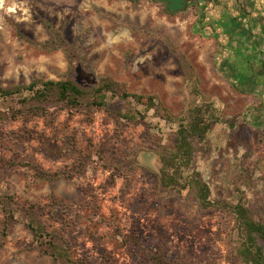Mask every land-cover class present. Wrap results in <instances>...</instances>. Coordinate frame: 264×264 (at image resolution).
Segmentation results:
<instances>
[{"label":"rangeland","instance_id":"rangeland-1","mask_svg":"<svg viewBox=\"0 0 264 264\" xmlns=\"http://www.w3.org/2000/svg\"><path fill=\"white\" fill-rule=\"evenodd\" d=\"M245 4L191 0L186 9L169 11L156 0H0V81L27 84L67 72L65 52L43 46L51 40L49 22L79 45L74 75L81 83L112 76L130 92L157 93L181 118L202 100L184 80L168 39L187 57L213 105V125L195 169L212 199L243 202L259 217L264 76L241 80L246 64L233 65L231 48L237 23H255V17L239 15ZM14 101L0 98V111ZM176 127L177 119L167 121L157 108L146 112L145 123L103 109L55 108L0 119V194L13 195L20 205H41V219L81 264H155L157 254L178 264H241L226 208L205 211L191 191L159 184L156 151L172 147ZM39 171L54 178L37 180ZM5 219L0 208V264H55L34 246L21 216L3 239Z\"/></svg>","mask_w":264,"mask_h":264},{"label":"trees","instance_id":"trees-1","mask_svg":"<svg viewBox=\"0 0 264 264\" xmlns=\"http://www.w3.org/2000/svg\"><path fill=\"white\" fill-rule=\"evenodd\" d=\"M127 1L137 3L139 0ZM45 25L51 33V40L43 46L49 51L63 50L67 57L68 70L56 80L35 78L27 84L8 85H3L0 81V98L15 100V106L9 107L6 112L0 111V119L5 120L7 117L27 119L31 116L47 115L55 108H66L70 112L103 109L110 110L117 119L145 123L147 111L160 109L167 121L177 119L172 147L156 151L160 162L158 171L160 186L178 193L184 190L191 191L196 202L205 211L226 208V212L234 220L237 234L234 257L241 264H264V202L259 217H255L252 208L243 202L238 201L232 205L220 203L212 199L209 184L194 167L197 154L207 145V133L213 125V120L209 117L213 105L206 101L201 93L193 66L177 46L164 39L180 63L184 80L191 84L193 94L202 100V103L192 105L187 116L181 118L164 105L157 93L130 92L126 82L112 76L98 77L89 85L81 83L74 75L76 64L82 56L79 45L69 42L61 30L49 22H45ZM245 66L248 74L264 75V68L256 70L253 64ZM53 178L54 176L43 171H39L37 176V180ZM0 208L6 218L1 230L3 239L14 223L19 221L17 216H21L25 220L23 224L32 234L34 246L48 254L55 264H81L74 257L70 244L67 241L61 243L58 240V233L50 231L41 219L43 213L41 205L34 203L20 205L13 195L0 194ZM154 260L155 264H178L158 254L154 256Z\"/></svg>","mask_w":264,"mask_h":264},{"label":"crops","instance_id":"crops-1","mask_svg":"<svg viewBox=\"0 0 264 264\" xmlns=\"http://www.w3.org/2000/svg\"><path fill=\"white\" fill-rule=\"evenodd\" d=\"M245 3L246 4L243 5L239 15H241L242 19L244 20H246V18L244 17L245 15H248L249 17H255V23H251L249 26H246L244 23H237V26H235V31L232 35V44L234 42V46L231 47L234 51L233 58H235L232 60L234 61L233 65L253 64L256 70L263 69L264 0H245ZM236 12L237 11H235V13ZM248 33H250V35ZM235 42H238V44ZM244 72V76L239 75V78L241 80H244L248 75L250 77H254L257 75L254 73L248 74V71L246 69Z\"/></svg>","mask_w":264,"mask_h":264},{"label":"water","instance_id":"water-1","mask_svg":"<svg viewBox=\"0 0 264 264\" xmlns=\"http://www.w3.org/2000/svg\"><path fill=\"white\" fill-rule=\"evenodd\" d=\"M167 3L169 11H179L186 9L189 5L188 0H159Z\"/></svg>","mask_w":264,"mask_h":264},{"label":"flooded vegetation","instance_id":"flooded-vegetation-1","mask_svg":"<svg viewBox=\"0 0 264 264\" xmlns=\"http://www.w3.org/2000/svg\"><path fill=\"white\" fill-rule=\"evenodd\" d=\"M191 0H189V3H190Z\"/></svg>","mask_w":264,"mask_h":264}]
</instances>
